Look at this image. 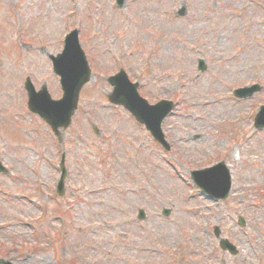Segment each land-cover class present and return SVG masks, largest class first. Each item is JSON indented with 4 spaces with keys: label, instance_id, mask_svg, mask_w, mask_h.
Listing matches in <instances>:
<instances>
[{
    "label": "rangeland",
    "instance_id": "374dc122",
    "mask_svg": "<svg viewBox=\"0 0 264 264\" xmlns=\"http://www.w3.org/2000/svg\"><path fill=\"white\" fill-rule=\"evenodd\" d=\"M92 1L0 0V159L14 176L12 181V175L8 178L0 175V193L14 188L26 196L25 199L8 200L0 195V220L13 215L23 226L27 213H43L41 227L57 224L60 229L65 220L68 229L64 238L57 236L49 251L43 244L41 249H34L21 258L24 237H20L16 226L10 234L5 229L0 232V256L7 255L19 264H65V260L72 264H130V256L137 254L140 226L132 217H126L132 216L138 204H145L152 213L160 202L171 207L174 204L175 209L170 220H151L150 228L159 244L173 245L180 239L183 227L189 225V218L182 210L185 204L174 196L190 190L185 168L199 165V157L207 161L229 152L227 165L233 173V191L237 195L228 204L208 206L209 203L204 202L211 208L209 220L211 225L224 228L223 234L238 245L239 252L233 257L235 262L247 264L248 260L252 263L255 259L248 245L251 234L256 238V250L264 258V130H252L249 122L245 130L246 124L242 121H245L248 107L258 105V96L237 100L236 106L233 100L212 103L199 111L194 107L198 99L213 92L225 94L217 101L232 98L228 88L247 78L264 82V65H254L264 56V9L251 0H186L191 18L166 20L162 10L166 9L170 15L182 0H125L120 9H114L113 0ZM254 1L263 6L264 0ZM73 7L77 8L81 19L80 34L92 62L94 77L82 88L73 123L63 134L64 149L68 150L65 164L70 174L62 196L66 209H62L52 203L56 195L51 191L52 181L58 176L56 165L60 152L57 153L54 136H51L53 140L48 136L47 124L26 111L22 88L25 75L22 74L29 73L37 82L50 83L48 87L53 96L59 93L58 83L52 84L54 75L46 56L47 52L55 53L59 44L56 42L42 49L38 43L58 39L62 28L71 23L68 13ZM95 7L103 11L101 16ZM249 20L253 23L245 27ZM18 27L23 28L22 38L36 41V44L24 46L20 43ZM197 57L205 59V68L199 73L195 69ZM177 62L187 67L185 87L179 86L177 80L180 78L177 72L181 69L174 70ZM124 65L131 76L137 68L143 72L142 92L150 100L159 96L181 100L167 127L179 155L175 156L183 163L164 154L122 108L108 106L106 93L110 86L106 76L112 68ZM238 113L241 116L234 119ZM223 117H232L234 125L235 120L239 123L236 132L219 139L225 149L221 146L218 149L212 131ZM89 120L102 128V136L93 135V123ZM134 132L149 144L151 142V150L161 159V165L156 163L148 146L140 156L131 151V142L136 140ZM84 137L89 144L83 142ZM246 138L248 140L244 141ZM235 141L238 144L230 148ZM166 161L171 166L166 165ZM140 164L152 173L150 177L140 174L137 167ZM29 170L34 172L39 183H50V202L31 195L21 185L25 182L30 188L33 174ZM151 186H158L153 196L149 191ZM243 187L246 198L239 199L237 196ZM197 202L196 198L190 203L196 206ZM64 210L69 212L66 218L62 216ZM240 212L249 217L248 220L246 217L245 228L236 224V214ZM218 213L224 217L222 222ZM53 218L58 221L50 224ZM139 238L142 239L140 234ZM150 238L148 233L146 241ZM18 244H22L21 247H17ZM225 257L226 262L232 259L229 254ZM135 258L132 264H137Z\"/></svg>",
    "mask_w": 264,
    "mask_h": 264
},
{
    "label": "water",
    "instance_id": "95a60500",
    "mask_svg": "<svg viewBox=\"0 0 264 264\" xmlns=\"http://www.w3.org/2000/svg\"><path fill=\"white\" fill-rule=\"evenodd\" d=\"M55 69L61 75V82L65 90L64 99L67 101L66 109L70 112L74 107L79 88L88 79V70L83 55L79 52L72 37L68 42L62 59L56 64ZM130 91L132 95L135 94L133 89H130ZM114 94L109 95V98L113 99ZM149 110L151 111V108ZM137 114L140 118L143 116L142 114Z\"/></svg>",
    "mask_w": 264,
    "mask_h": 264
}]
</instances>
